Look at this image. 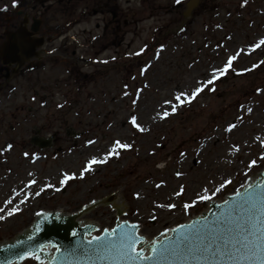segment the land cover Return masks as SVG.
Segmentation results:
<instances>
[{"label": "rangeland", "instance_id": "374dc122", "mask_svg": "<svg viewBox=\"0 0 264 264\" xmlns=\"http://www.w3.org/2000/svg\"><path fill=\"white\" fill-rule=\"evenodd\" d=\"M73 1L49 10L52 23L77 19L65 46L53 40L46 49L57 52L32 59L0 90V241L39 210L71 213L113 193L124 201L120 219L150 239L264 168V0H199L188 18L187 0H117L112 31L97 14L79 17ZM36 134L52 145L32 144ZM93 157L105 162L81 176ZM64 174L75 179L61 183ZM80 218L109 227L112 202Z\"/></svg>", "mask_w": 264, "mask_h": 264}, {"label": "water", "instance_id": "95a60500", "mask_svg": "<svg viewBox=\"0 0 264 264\" xmlns=\"http://www.w3.org/2000/svg\"><path fill=\"white\" fill-rule=\"evenodd\" d=\"M196 3L197 0H190L186 4L185 16L189 14ZM39 43L37 40L33 41L32 38H28L27 33L21 28L15 31H9L7 33V40L1 46L2 58H4V62H8V58L10 63H17V68H19L25 61L36 54L35 45ZM31 143L44 148L51 145V138L41 139L36 135L31 138ZM258 171H256L257 176L255 179L247 180L246 184L238 188L236 192L225 195L223 201L209 200L208 209L201 212L200 215L193 216L190 220L172 225L169 228L175 229L176 231L165 230L161 232L164 234L163 236L160 233L151 238L162 240L167 237L170 240H176L179 236L192 233L196 229H199L202 234H208L209 229L213 231L222 230L225 226L223 217L228 214V209L225 208V201H228L229 208H231L232 203L237 200V192L243 194L244 192L264 191V169ZM103 199L105 201H94L70 214L62 213V211L60 212L58 210H40L27 229L18 231L13 239L0 242V264H20L25 259L33 256L40 264H115L112 255L103 248L97 247L96 244V237L103 238L105 233L99 231L96 224L89 221L83 222L78 219L85 211V213L93 211L94 205L112 202L115 223L111 227L103 229H115L116 235L109 236L108 239L116 240L120 234L118 225H123L126 221L120 220L123 201L114 193ZM251 207L252 205L246 206L245 211L239 213L238 216L234 214V220L227 225L234 229L233 236L239 235L235 231L237 220L240 224L247 222L250 228L257 222L256 220H249L248 218V209ZM126 222L129 227L125 228V231H131L130 226L135 224L137 225L136 234L144 236L139 233L140 227L138 223L129 220ZM196 222H199L196 224V229L185 228L181 231L179 228V225L194 224ZM205 222H207V228L204 227ZM146 241L137 243L136 248L137 251L143 248V254L145 256H151L152 252ZM217 249L218 246L210 248L202 256H197L195 259L185 254L183 256H169L167 259L137 260L132 262V264H248L249 260H259L258 257L252 256L251 253L238 255L235 251L232 252L230 258L227 254H221L222 250ZM36 257L39 258L37 259Z\"/></svg>", "mask_w": 264, "mask_h": 264}, {"label": "snow or ice", "instance_id": "6c2138e0", "mask_svg": "<svg viewBox=\"0 0 264 264\" xmlns=\"http://www.w3.org/2000/svg\"><path fill=\"white\" fill-rule=\"evenodd\" d=\"M264 45V40L260 42ZM235 56H231L228 58L226 64L223 68H216L213 70V79L216 78V73L223 75L227 72L231 66L233 60H235ZM213 79H209L207 83L210 85L213 82ZM201 87H196L194 92L191 95H196L201 92ZM177 100H180L181 97L177 96ZM175 111V108H173ZM164 116L168 115V112L163 113ZM132 123L136 127H140L137 123V117L132 116ZM230 129L234 126L230 125ZM91 143V141L89 142ZM9 147H11L9 145ZM117 148H129L130 145L121 143L120 141H116ZM113 154H118V152L113 150V152L107 153L108 156ZM25 155H28L25 153ZM105 160H97L93 157L90 161H88V167H85L80 175L83 176L85 172L91 171V165L97 163H104ZM253 164L255 161L252 162ZM31 175V174H30ZM75 179V174H64V178L60 181L61 183H65L69 180ZM30 184L35 183V181H29ZM227 181L220 184V188H223ZM159 187V185L157 186ZM220 189H216L219 191ZM202 191H210L209 189H202ZM138 195V194H137ZM237 200L232 203L231 208H229L228 201H225V208L228 209V214L225 215L224 221L225 226L222 230H208V234H202L199 229H196V222L194 224H183L179 225L181 231L185 228H193L196 229L192 233H187L179 236L176 240H170L165 237L162 240L152 239L151 241H146L149 244L152 255L145 256L144 249L141 248L137 251L136 245L139 242L145 241L146 238L142 235H137V225H131V231H125L124 229L129 227L127 222L125 221L123 225H118L120 228V234L116 240L108 239L109 236H115V229H102L105 233L103 238L96 237L97 247L103 248L109 254L112 255L115 264H132L137 260L141 261H149L156 260L157 258L167 259L169 256H183L190 255L194 259L197 256H202L206 253L210 248L218 246L217 250H222L221 254H227L230 258L232 256V252L235 251L238 255L242 253H251L252 256L258 257L259 260H249L248 264H264V191L260 192H244L241 194L240 192L236 193ZM207 196H199V199H208ZM11 203V202H9ZM252 205L251 208L248 209V218L249 220H256L257 222L252 225L250 228L248 223L240 224L239 221H236L235 231L239 233L238 236H233L232 233L234 231L233 228L228 227L227 225L231 223L235 216H238L239 213L244 212L246 206ZM258 205V207H257ZM168 207H173L171 204ZM189 207L188 204L184 205V208L187 209ZM3 209H0L2 212ZM17 211V209H13V212ZM12 213H9L11 215ZM235 214V216H234ZM5 217L0 215V220H3ZM207 228V222L204 225ZM170 231H176L175 229H168ZM164 234L161 233V236ZM242 237V238H241ZM91 243V241H90ZM37 259L39 257H36ZM246 258V257H242Z\"/></svg>", "mask_w": 264, "mask_h": 264}, {"label": "flooded vegetation", "instance_id": "af4514ba", "mask_svg": "<svg viewBox=\"0 0 264 264\" xmlns=\"http://www.w3.org/2000/svg\"><path fill=\"white\" fill-rule=\"evenodd\" d=\"M73 0H0V51L1 44L7 38L6 34L9 30L24 29L34 40L39 41L40 45L36 48V59H42L43 55H49L50 52H57L56 48L52 45L50 50H47V46H50L53 40H62L63 46L67 41L66 31L77 23V19H73V23L70 24L69 19L56 18L53 21V15L49 10L52 5L61 4V7L67 8L71 5ZM77 4H82L83 10L88 12L89 15H98L108 23L106 28H110L109 23L115 20L118 22V9L117 0H75ZM74 2V1H73ZM76 3L72 4L74 6ZM67 6V7H66ZM82 13L79 17L85 16ZM110 17V18H109ZM52 19V20H51ZM64 20V22H63ZM127 20H123L125 24ZM119 25V24H115ZM113 27L110 28L112 31ZM62 35V37H60ZM30 62V61H29ZM29 62L25 63V66L29 65ZM9 62L5 63L0 54V90L8 82L12 72Z\"/></svg>", "mask_w": 264, "mask_h": 264}, {"label": "bare ground", "instance_id": "6f19581e", "mask_svg": "<svg viewBox=\"0 0 264 264\" xmlns=\"http://www.w3.org/2000/svg\"><path fill=\"white\" fill-rule=\"evenodd\" d=\"M222 158V157H221ZM195 189H198L197 187H195V186H190V189H189V192H192V191H194ZM119 198L123 201V199H122V197L121 196H119ZM123 204H124V201H123ZM56 210H58V211H62V210H59V209H56ZM62 213H66V212H63L62 211ZM83 216V215H82ZM79 220H81V221H89V220H82L80 217L78 218ZM89 222H93V221H89Z\"/></svg>", "mask_w": 264, "mask_h": 264}]
</instances>
